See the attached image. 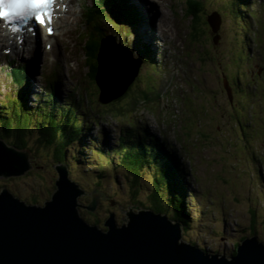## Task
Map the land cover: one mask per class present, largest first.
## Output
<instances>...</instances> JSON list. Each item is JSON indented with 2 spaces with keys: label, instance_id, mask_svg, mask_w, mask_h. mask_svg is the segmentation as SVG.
<instances>
[{
  "label": "rangeland",
  "instance_id": "374dc122",
  "mask_svg": "<svg viewBox=\"0 0 264 264\" xmlns=\"http://www.w3.org/2000/svg\"><path fill=\"white\" fill-rule=\"evenodd\" d=\"M95 1L72 0L68 23L56 30L52 48H46L42 37L40 46L31 47L33 51L26 47L20 57L13 51L0 55V116L3 121L11 119L13 128V132H5L0 124V138L11 145L16 139L23 140L30 154L28 164L33 166L24 176L0 179V191L6 188L27 204L43 205L57 189L59 174L54 167L64 163L70 178L88 193L80 199L83 204L91 201L95 188L106 194L94 213L81 209L83 218L106 231L104 223L114 213L122 225L129 207L153 209L150 195L156 176L151 157L138 158L140 169L134 175L119 152L127 150L132 140L146 137L142 127L158 139L166 137L185 165L179 187L172 184L187 192L183 241L226 257L234 256L246 238L255 236L264 243V0H200L196 30L188 0H165L161 7L167 18L163 19L157 18L154 8L159 4H151V14L143 12L147 20H142L138 33H134L135 26L119 18V23L91 18L99 27L91 33L93 38L113 37L109 54H131L135 63L142 62L127 94L107 105L100 103V91L89 79L94 78L92 59L86 61L88 27L83 11ZM216 15L220 19L212 30L207 20ZM194 32L199 37L193 39L190 34ZM104 39L102 48L109 43ZM92 43L99 45L97 40ZM9 48L6 40L3 49ZM12 59L32 66V89L26 97H22L23 87L17 88L4 73L3 66ZM52 65V72L58 71L54 98L45 91L55 76L50 72ZM135 66L124 67L128 71L123 78L132 76ZM201 97L206 101L201 104L207 107L205 112L199 107ZM17 99L22 100L25 110ZM42 105L57 114V121H67L68 126L76 122L80 133L74 141L68 144L59 131L42 130L51 129L48 122H41ZM191 105L212 118L201 120ZM163 112L166 118H174L171 127L178 130L176 133L164 127L169 122L166 124ZM20 128L24 131L18 138ZM137 129L135 139L129 130ZM149 137L144 140L147 147V140L152 142ZM161 202L164 214L176 220L165 197Z\"/></svg>",
  "mask_w": 264,
  "mask_h": 264
},
{
  "label": "water",
  "instance_id": "95a60500",
  "mask_svg": "<svg viewBox=\"0 0 264 264\" xmlns=\"http://www.w3.org/2000/svg\"><path fill=\"white\" fill-rule=\"evenodd\" d=\"M218 18H209L213 29ZM106 39L109 43L97 58L95 75L103 105L125 96L142 65L131 54H109L114 39ZM113 66L120 68L118 74L110 72ZM126 66H135L128 79L123 78ZM28 158L29 151L0 139V179L24 176L33 168ZM54 168L59 174L57 189L43 205L27 204L6 188L0 191V264H264V243L255 236L246 238L232 257L210 254L182 240V222L140 205L129 207L122 225L110 213L103 231L86 221L81 209L94 213L106 194L95 188L85 205L80 199L88 193L70 178L68 167L59 163ZM66 188L71 193L58 196Z\"/></svg>",
  "mask_w": 264,
  "mask_h": 264
},
{
  "label": "trees",
  "instance_id": "16d2710c",
  "mask_svg": "<svg viewBox=\"0 0 264 264\" xmlns=\"http://www.w3.org/2000/svg\"><path fill=\"white\" fill-rule=\"evenodd\" d=\"M201 2L202 1H200V0H191L193 14L195 16V23H194V28H193L195 30L197 28L196 27L197 19L201 16V15H198V13L201 12ZM90 12H92V11H90ZM95 14H97V12ZM104 16H101V17H104ZM125 16H126L125 17L126 22L131 20V17H128V15H126V11H125ZM85 17L87 19L86 24L88 26V30L90 31L89 33H87V38H86L87 41L85 43L86 56H87L88 60L92 59V65H93L92 66V75L95 78V75H96L97 69H98L97 68V60H98L97 58H98V56L101 52V49H102L101 42L103 41V39L106 35L98 36V38H93L94 36H91V33L94 31V29H96L95 30L96 32H98V30H99V27L96 28L97 24H94V20L99 21L100 18H97L96 16H94L93 13H92V18L94 19L93 21L90 18V13H87L85 15ZM195 33H197V32L190 34L193 39L197 38V35H198V37L200 35L199 33H197V34H195ZM92 40L99 41V45L94 46L92 43ZM146 49H148V48L146 47ZM28 65L29 64H26L25 66H21V67L18 66V68L15 71L13 69V63L9 67L10 70L12 71V73L13 72L15 73L16 81H18L20 84L24 83V85L23 84L19 85V87H23L21 90L22 91V97H24L25 95L26 96L29 95V93L32 89L31 88V85H32L31 84V75L33 74V71H32V66L30 67ZM91 80H92V78H91ZM26 81H27V83L25 84ZM47 88H49L47 90L50 92L49 96L52 98L56 97V93L58 91V81L52 79L51 82H49V85ZM96 89H98L97 86H96ZM13 100H15V99H13ZM13 100H11V106H12ZM18 103L20 104L21 109L25 110V108H23V104H21V101H18ZM6 114H8V116H10V111L6 112ZM42 114H43L42 121H41L42 124L45 123V125H46L47 124L46 122H48L49 123L48 126L51 128L48 130L46 128H43L42 130L50 131V132H51V130L59 131L61 133V136L63 134L64 137L68 138V141H69L68 144H70L72 141H74V138L77 137L78 134L80 133V131H78V129L75 125L76 122H72L71 124H73V125L68 126L69 122L66 121V123H62L63 122L62 120L57 121L56 120L57 114L53 115L52 112H49L44 108H43ZM67 116H70V114L68 113ZM6 118L7 117H5V121H3L2 120L3 118L0 116L1 128L5 129V132H13L12 131L13 128L10 125L11 123L9 124V121L11 119L6 120ZM64 118H67V117L65 116ZM140 128L143 130L144 133H146V137H147V135L150 136L149 139L152 140V142L147 140V142L150 143V144H148V147H147V143L144 141L146 137L141 136L142 138H140L138 140H132L131 144L128 147L129 149L127 150V153L124 155L123 161H124V163H126V166L131 170V172L135 175L140 169V165H139L140 161H138V158L150 156L151 157L150 163L153 162V164L151 163V167L154 165L156 168V169H154V171H155L154 174L156 176L155 179L153 180L154 189L150 195V197L153 201V209L156 212L165 213V210L163 209V204L161 202L162 197H165L169 206L172 207V210L174 212V215H173L174 219L181 221L183 224H186V222L184 221V217L186 216L185 198L187 197V192L185 189H183V188L181 189V187H180V189L179 188L177 189V186L179 187V183H180L181 179L183 178V175L185 174V165H184V163H182V160L180 157L181 154L177 152V150L173 144L168 142V139L166 140V137H165V139L164 138L158 139L156 136L150 135L148 130L143 129L142 127H140ZM23 131L24 130L22 128L18 129L16 136L18 138H21ZM129 131L131 134H133L135 136V139H136V137L139 133V129L129 130ZM64 139H66V138H64ZM122 144L124 146L125 143L122 142ZM11 146H13L17 149H20V150L26 149L24 144H23V140H21V139H16L15 144L11 145ZM123 146H122V148H123ZM57 151L60 153L59 149ZM154 158L160 160V165H158L156 163L157 160ZM57 159H60L59 155H57ZM183 162H184V159H183ZM180 172L182 173V175H180ZM138 176H139V174L137 176H135L134 178H136ZM180 176H181V178H180ZM195 179H197V178L195 177ZM173 183H176L177 186L172 185ZM163 190L171 191L174 195L170 196L167 193H165Z\"/></svg>",
  "mask_w": 264,
  "mask_h": 264
},
{
  "label": "snow or ice",
  "instance_id": "6c2138e0",
  "mask_svg": "<svg viewBox=\"0 0 264 264\" xmlns=\"http://www.w3.org/2000/svg\"><path fill=\"white\" fill-rule=\"evenodd\" d=\"M54 0H0V21L7 23L11 31H18L16 21H35L38 25L45 26L49 33L52 23ZM120 68L113 66L110 72L118 74ZM71 193V188H66L58 196Z\"/></svg>",
  "mask_w": 264,
  "mask_h": 264
},
{
  "label": "bare ground",
  "instance_id": "6f19581e",
  "mask_svg": "<svg viewBox=\"0 0 264 264\" xmlns=\"http://www.w3.org/2000/svg\"><path fill=\"white\" fill-rule=\"evenodd\" d=\"M138 1V5L145 11V12H147V13H149V14H151V11H150V6H151V4L154 6V3L156 2V3H158L159 5H158V8H156L155 6H154V8H155V10H156V14H157V18L159 17V19H163V18H167V13L165 12V10L162 8L163 6V3H164V1L165 0H137ZM71 2H72V0H64V1H62V3H61V11L59 12H57V18H56V26H57V29H59V27L61 26V25H63V24H67L68 23V18H67V8L69 7V5L71 4ZM110 2H111V4L112 5H114V6H116V5H118V3L116 2V0H110ZM63 6H66V9H64L63 8ZM162 6V7H161ZM258 8V7H257ZM97 15H101V13L100 12H97ZM155 28V31L156 32H158L159 31V29H158V25L156 24V26L154 27ZM151 30H153V28L152 27H150V31ZM212 30H213V28H212ZM53 37H55V34L53 35ZM53 39L51 38V37H47L46 36V39H45V42H46V44H48V42L49 43H51V41H52ZM30 44H25L26 45V47H31V46H33V44H34V42L33 41H28ZM10 48H13L12 46H10ZM29 51V50H28ZM50 51V50H49ZM165 51H167V50H165ZM54 52V51H53ZM51 53V52H50ZM169 56V55H168ZM166 58V57H165ZM195 60V59H194ZM203 60H205V59H203ZM196 61V60H195ZM197 61H198V59H197ZM209 61L211 62V61H213V60H210L209 59ZM167 62V61H166ZM214 62V61H213ZM195 67V66H194ZM14 83H16V86H17V82H16V80L14 81ZM19 87V86H18ZM17 87V88H18ZM64 87V86H63ZM19 90V89H18ZM233 91L231 90V93H232ZM201 101H203V102H201L200 103V106L199 107H201V109H203V111L205 112V110L207 109V107H203V105L201 106V104H203L204 102H206L205 100H203L202 99V97H201V99H200ZM208 104V103H207ZM194 108V105H191V109H193ZM164 109V108H163ZM194 110V109H193ZM195 111V113H197L199 116H200V118H201V120H203V119H211L212 117H210L209 115H207V114H202V113H200V112H198V111H196V110H194ZM69 113V112H68ZM163 114H164V112H163ZM164 116H165V114H164ZM172 116V114H169L168 113V117H171ZM155 119H154V121L156 122L157 121V118L156 117H154ZM165 121H166V126H164L168 131H170L171 132V129L172 130H174V132H172V133H176L178 130L177 129H173V127H171V124H173L174 123V118H172V119H168V118H166V116H165ZM80 124H82V123H80ZM149 133H150V131H149ZM184 143H186L187 144V141H183ZM148 144H150L149 142H148ZM109 218V217H108ZM106 223V222H105ZM105 223H104V226H105ZM119 224V223H118ZM106 227V226H105ZM106 229H108V227H106Z\"/></svg>",
  "mask_w": 264,
  "mask_h": 264
}]
</instances>
